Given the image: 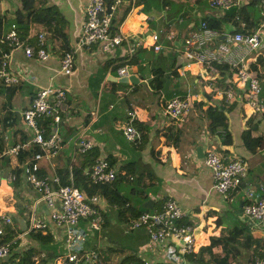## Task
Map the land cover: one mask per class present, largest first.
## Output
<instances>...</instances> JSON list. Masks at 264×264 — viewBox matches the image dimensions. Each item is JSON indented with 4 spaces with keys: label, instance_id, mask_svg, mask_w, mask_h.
Wrapping results in <instances>:
<instances>
[{
    "label": "crops",
    "instance_id": "0c3cea01",
    "mask_svg": "<svg viewBox=\"0 0 264 264\" xmlns=\"http://www.w3.org/2000/svg\"><path fill=\"white\" fill-rule=\"evenodd\" d=\"M45 1L56 6L66 19L67 35L74 48L88 0ZM21 3L22 0H7L0 5L4 17L3 33L12 23H17L16 13L22 11ZM206 19L218 22L224 32L252 33L262 23L263 13L259 0H240L227 11L209 7L208 0H117L111 18V32L124 33L130 43L140 39L147 45L140 46L132 55L133 64H124L127 61L125 44L109 52L92 44L76 50L71 73L61 74L58 42L36 22L29 25L27 34L36 38L39 33L46 35L49 57L45 61L26 58L21 47L6 52L9 71L19 76V83L13 85L17 91L11 100L16 125L4 128L5 86L0 80V131L5 147L29 138L30 132L22 123V112L39 89L49 85L65 89L67 98L61 121L52 125L50 130L59 134L61 147L50 159L38 162V172L40 176L52 178L64 171H78L82 168V159L77 142L80 138L92 141L93 147L88 151L96 152L97 158H105L123 177L118 181L115 193L123 201L125 219L118 218L119 207L106 202L100 205L101 216L105 218V225L111 222L119 225L125 236L134 232L126 240L135 246H129L132 249L136 248L132 237L141 238L138 245L145 237L147 239L144 229L129 230L132 214L158 208L168 198L177 201L185 211L183 222L197 226L200 246L196 253L208 245L211 237L226 236L235 225L245 228L254 238L264 239V222L256 224L245 219L241 212L246 192L264 186V111L252 114L244 106L248 87L236 83L234 70L213 72L202 64L190 68L184 65L183 41L200 21ZM154 35L158 38L155 43L160 45L158 51L151 47ZM259 57L264 58V31L262 46L248 58V67ZM178 58L181 61L176 66ZM125 65L128 67L126 77L133 76V81L123 82V77L118 75V69ZM154 68L162 69L165 79L169 80L165 92L161 89L155 93L149 86ZM260 69L261 99L264 101V67ZM229 89L233 90L231 100L227 99ZM174 91L184 93L192 104L186 122L181 128L175 127L180 130L176 143L163 135L172 124L162 114L163 106L170 98L167 96ZM208 107H217L226 115L232 144H222L220 137L211 130L210 120L203 113ZM130 112L134 115L132 119ZM129 122L137 132L134 141L127 140L123 134ZM247 130L251 131L252 149L247 148L241 138ZM207 149L227 158H238L247 167L241 185L226 196L211 188L210 171L202 163ZM17 166V158L0 156V212L9 214L14 225L20 226L21 232L16 234L17 249L34 246L41 253L32 259L33 264H42L41 259L54 249L60 255L64 254L62 231L49 219V208L39 201L38 191L25 180L23 173L16 189L11 187L9 175ZM126 167L132 168L130 176H127ZM88 169L85 166L81 170L86 173ZM23 208L27 210L21 211ZM32 211L36 219L47 222L42 234L49 232L53 237V242L43 247L28 234ZM80 225L84 228L85 222ZM59 241L61 248L57 245ZM86 241L84 250H94L85 248ZM113 255L110 254L105 264H116L112 260L133 264L131 256L143 264L171 263L165 253L159 252L139 255L134 251L128 257L117 259L112 258ZM203 256L205 259L206 255ZM102 258L99 255L98 260L104 264ZM8 259L9 256L0 259V264H7Z\"/></svg>",
    "mask_w": 264,
    "mask_h": 264
},
{
    "label": "built area",
    "instance_id": "2783aa9c",
    "mask_svg": "<svg viewBox=\"0 0 264 264\" xmlns=\"http://www.w3.org/2000/svg\"><path fill=\"white\" fill-rule=\"evenodd\" d=\"M7 0H0V5ZM117 0L106 11V0H88L83 21L77 36L74 48L61 53L59 70L61 74L68 75L73 69V55L78 49L98 44L101 51L109 52L117 46L126 45V59L132 57L140 46H147L143 40L135 39L131 43L124 33L111 32V18ZM240 0H208L209 7L227 11ZM263 13L262 23L252 33L219 32L211 28L203 20L186 37L182 44V56L187 68L194 64H202L211 71L217 70L213 62L225 63L235 71L236 83L247 85L244 106L252 113H263L264 101L261 99L260 80L248 70V58L262 46L264 31V0H259ZM157 36L152 37L151 47L154 51L160 49L155 43ZM218 41V43H216ZM47 38L44 33L37 35L36 45L22 44L19 38V29L12 23L0 39V80L3 85L19 83V76L12 75L8 68L7 56L11 49L21 47L26 58L45 61L49 57ZM118 75H128V67L118 69ZM67 92L65 89L47 86L39 89L33 96L30 105L22 112V123L30 132L25 142H18L6 147L2 156L17 158L18 152L27 147L36 146L40 149L32 161L26 160L21 164L25 180L39 193V201L49 208V219L62 231L64 241V254L57 257L51 264H95L98 255L94 250L84 252L87 237L98 231L103 225V217L96 206L104 203L98 194L88 195L74 183L72 172L66 181L61 183L58 176L47 178L38 175V162L41 159H50L56 155L61 147V138L56 131H49L39 126L42 120H50L52 125L61 121L62 108L66 104ZM233 98V90L227 92V99ZM192 104L188 97L173 96L167 100L162 109L172 125L181 128L186 122ZM130 119L133 113L130 112ZM123 134L127 140L134 141L137 132L132 124L125 126ZM93 147V143L85 138L77 142L79 154L86 153ZM203 165L210 171L211 188L220 195L226 196L238 189L246 175L247 167L238 158H227L222 154L207 149L202 158ZM90 184H103L115 180L116 170L103 157H98L88 173ZM11 177H9V180ZM242 204V215L256 224L264 222V186L257 190H249L245 194ZM58 206V207H57ZM185 211L174 199H166L160 208L144 211L129 220V230L144 229L147 235L142 253H165L172 264H190L188 256L196 253L200 246L197 237V226L182 221ZM85 222L84 228L79 227ZM14 225L9 214L0 212V235L3 227ZM81 226V225H80ZM47 222L35 218L34 211L29 215L28 231H44ZM9 255L8 245H0V259L5 260ZM212 264V263H209ZM255 264H264V257L257 258Z\"/></svg>",
    "mask_w": 264,
    "mask_h": 264
},
{
    "label": "trees",
    "instance_id": "16d2710c",
    "mask_svg": "<svg viewBox=\"0 0 264 264\" xmlns=\"http://www.w3.org/2000/svg\"><path fill=\"white\" fill-rule=\"evenodd\" d=\"M114 3V0H106V11H110V6ZM22 11L16 13L17 23L20 25L19 29V38L22 44L28 45H36L37 38L29 37L27 32L29 25L31 23H40L42 24L52 38L56 39L58 42L59 50L61 53L68 52L72 47L69 42V38L67 35V21L64 16L60 13L58 8L54 5H48L45 0H22ZM3 19L4 17L0 11V39L3 34ZM208 25L215 29L216 31L222 32L221 25L218 22H215L210 19L205 20ZM17 25V26H18ZM126 61V59H125ZM135 59H130L126 61L124 64H133ZM212 65L215 67L217 71L221 70H233L229 65L225 63H216L213 62ZM260 67H264V58L259 57L256 59L254 63L251 64L250 68L248 67L249 72L257 77L259 80L262 77ZM235 72V71H234ZM264 70L262 71V73ZM165 76L163 70L160 68L153 69V78L149 82V86L151 90L155 93H159L163 88L165 83ZM5 92V102H3L2 109L5 110L4 118V128L14 127L16 125L15 117H13L11 113V100L17 91V87L12 85H4ZM173 96H178L180 98H185V94L180 91H174L172 94L168 95L167 98H171ZM169 98V99H170ZM168 99V100H169ZM167 102V101H166ZM166 104V103H165ZM164 104V105H165ZM164 107V106H163ZM204 117L210 120V127L213 133L218 135L221 139L222 144L230 145L232 144L231 133L228 130L227 125V117L217 107H208L203 110ZM39 126L46 130L48 133L50 131V120H42L39 122ZM180 130L176 129L174 125H171L168 129L163 132V135L166 136L171 142L176 143L178 141V134ZM243 144L252 149L251 141L252 135L251 131H245L241 135ZM2 132L0 131V156L6 150L4 143L2 142ZM27 137L24 138L22 142H25ZM254 141V140H253ZM18 143V142H17ZM255 143V142H254ZM16 144V143H14ZM258 145V143H255ZM40 149L36 146H31L27 148H23L18 152L17 160L18 166L11 170L9 177L10 185L13 189H16L18 182L20 181V174L23 173L22 167L20 164H23L26 160L32 161L35 154L39 153ZM81 165L82 168L88 166L89 169L86 173L82 172V168L78 171L72 170L74 183L75 185L82 189L88 195L98 194L102 197L104 203L106 202L109 205H116L119 207L118 209V218L124 220V213L126 210H123V201L120 197L115 193L118 186V181L122 180L123 177L116 173V178L114 181L103 184H90L89 179V171L92 166L95 164L97 159L96 152L93 150L87 151L86 153L81 154ZM20 165V166H19ZM129 166V165H128ZM127 169V176H130L133 171L132 168ZM40 176V173L37 172ZM68 171H64L62 174L58 173L61 183H64L68 177ZM153 176V175H152ZM154 177V176H153ZM16 197V195H15ZM18 197V196H17ZM165 201V200H164ZM103 203V204H104ZM161 206V205H160ZM159 206V207H160ZM158 207V208H159ZM22 208V207H20ZM97 210L102 213L100 209V205L96 206ZM157 209V208H155ZM26 211V208L21 209V211ZM149 211V210H144ZM134 212L132 214V218L136 217L140 213L144 212ZM104 223L106 224L105 218ZM21 232L20 226L15 223V225H6L3 227V231L0 235V245L6 244L9 248V259L7 264H33L32 259L41 253L40 250L36 249L34 246H30L24 249H17L19 241L16 239V234ZM98 232V231H95ZM31 239L37 243H39L42 247L44 245H48L53 242V237L49 232L46 234H42L41 230L31 231L28 233ZM86 248V247H85ZM84 252H88L84 250ZM206 255L205 259L204 256ZM60 256V253H57L56 249L52 251L45 258L41 259L42 264H48V261H53L57 257ZM264 257V239L263 238H254L251 234H249L245 228H242L238 225H235L233 229L226 236H218L211 237L210 242L205 247H202L198 253H194L188 256V260L191 263L196 264H255V260L257 258ZM99 258V254H98ZM133 264H143L142 261L137 259L134 256L130 257ZM95 264H101L97 262ZM164 264V263H163ZM172 264V263H166Z\"/></svg>",
    "mask_w": 264,
    "mask_h": 264
},
{
    "label": "rangeland",
    "instance_id": "374dc122",
    "mask_svg": "<svg viewBox=\"0 0 264 264\" xmlns=\"http://www.w3.org/2000/svg\"><path fill=\"white\" fill-rule=\"evenodd\" d=\"M216 43H218V41H216ZM138 230H143V229H138ZM133 233L131 232V234ZM131 234H128V236H125V234L121 233V227L119 225H114L113 222L108 223V226L105 225V223H103L102 227L98 230V232H93L91 236L87 237L86 248L94 249L97 255L99 254L101 258L103 257L102 260L104 264L108 259H110L111 253L114 254L112 257L114 259H117V257H120V258L128 257L131 253H134V251L136 252V254L139 253L140 255L142 254V251L140 249L142 247L140 246H143L145 244L146 237L143 240L142 244L140 245H138V243L141 240V238L132 237L133 242L136 244V248L132 249L129 246L131 247H135V246L132 243H128L126 241L127 238ZM63 244H64V241H63ZM57 245L58 247L61 248V245H62L61 241H59ZM114 261H116L115 262L116 264H122L120 263V260L118 261L112 260V263H114ZM97 262H99L98 259H97Z\"/></svg>",
    "mask_w": 264,
    "mask_h": 264
},
{
    "label": "water",
    "instance_id": "95a60500",
    "mask_svg": "<svg viewBox=\"0 0 264 264\" xmlns=\"http://www.w3.org/2000/svg\"><path fill=\"white\" fill-rule=\"evenodd\" d=\"M180 61H181V59L178 58V59H177V65H176V66L179 65V62H180ZM122 81H123V82L133 81V76L123 77V78H122ZM168 84H169V80L167 79V80L165 81V83H164L163 88H162V92H165V91L167 90ZM149 202H151V201H148L147 203H149Z\"/></svg>",
    "mask_w": 264,
    "mask_h": 264
},
{
    "label": "clouds",
    "instance_id": "9594fccd",
    "mask_svg": "<svg viewBox=\"0 0 264 264\" xmlns=\"http://www.w3.org/2000/svg\"><path fill=\"white\" fill-rule=\"evenodd\" d=\"M126 60H127V59H126ZM128 60H130V58H129ZM128 60H127V61H128ZM125 66H126V65H125ZM125 77H126V76H125ZM103 220H104V219H103ZM103 223H104V222H103Z\"/></svg>",
    "mask_w": 264,
    "mask_h": 264
}]
</instances>
